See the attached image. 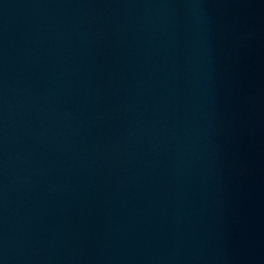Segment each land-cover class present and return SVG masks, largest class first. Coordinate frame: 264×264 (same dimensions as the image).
<instances>
[{"label":"water","instance_id":"obj_1","mask_svg":"<svg viewBox=\"0 0 264 264\" xmlns=\"http://www.w3.org/2000/svg\"><path fill=\"white\" fill-rule=\"evenodd\" d=\"M0 264H264V0H0Z\"/></svg>","mask_w":264,"mask_h":264}]
</instances>
